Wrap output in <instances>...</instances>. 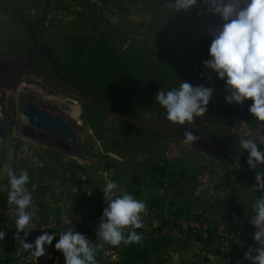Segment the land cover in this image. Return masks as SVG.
Listing matches in <instances>:
<instances>
[{"label":"rangeland","instance_id":"1","mask_svg":"<svg viewBox=\"0 0 264 264\" xmlns=\"http://www.w3.org/2000/svg\"><path fill=\"white\" fill-rule=\"evenodd\" d=\"M164 2L0 0V219L2 212L12 210L7 202L8 170L17 175L27 170L29 183L48 190L46 201L34 200L41 207V217L65 216L75 232L97 242V250H106L110 245L98 241L96 229L107 207L105 180L111 179L146 204L141 214L144 226L136 230L142 240L149 238L153 227H162L171 238L164 257L158 253L149 257L152 264H161L160 259L168 264L193 260L196 264H249L244 254L256 245V229L245 222L253 214L258 194L252 188L255 171L237 167L236 161L243 152L240 139L246 137L247 125L235 105L226 102L229 93L224 82L214 74L209 80V70L202 63L209 58L208 29L222 22L205 12L198 16L194 10L167 16ZM166 29L171 36L162 46L161 32ZM103 37L120 54L164 58L173 65L175 79L159 90L144 89L126 97L60 74V65L80 41L90 46ZM180 81L214 89L208 109L218 112L216 123L180 126L166 120L155 95L178 87ZM28 100L51 106L69 118L78 131L79 155L28 126L21 112ZM185 132L198 137L191 146L183 143ZM206 175L219 177L211 201L200 185ZM114 192L123 194L119 189ZM230 198L235 203H229ZM229 206L235 209L231 214L226 210ZM193 208H203L219 237L215 244L208 240L200 255H195L198 240L187 226ZM220 208L225 212L217 213ZM14 236L9 231L0 241V254L15 252ZM119 251L106 250V259L118 261Z\"/></svg>","mask_w":264,"mask_h":264},{"label":"clouds","instance_id":"2","mask_svg":"<svg viewBox=\"0 0 264 264\" xmlns=\"http://www.w3.org/2000/svg\"><path fill=\"white\" fill-rule=\"evenodd\" d=\"M204 5L205 13L219 18L222 22L208 29L211 43L207 60L203 66L223 81L229 93L225 100L229 105H243L251 101L249 113L257 122H264V0H165L164 8L167 16L187 14L192 9ZM205 13L198 12L197 15ZM212 87L193 85L180 81L178 87L165 91L162 89L155 95V103L165 110V118L173 125H191L196 118L203 117L213 97ZM184 144L189 146L198 139L191 132H185ZM264 137L259 140L242 137L240 147L247 153L246 163L255 171V192L264 193ZM239 165H237L238 167ZM7 167V165H5ZM9 191L7 202L16 208L15 229L17 237L24 232L33 221L32 192L26 187L30 182L27 170L17 175L8 170ZM33 188L35 185L33 184ZM119 189L123 194L116 195ZM104 200L107 207L103 210L96 235L99 242L110 246L131 245L141 242V235L136 231L143 228L141 214L147 208L143 201L124 191L111 179H106L103 187ZM253 214L248 222L256 229L253 241L256 247H249L244 259L250 264H264V195L256 196L252 204ZM125 230L127 235H125ZM5 231L0 230V241L5 239ZM44 232L34 243L20 241L25 251H30L36 258L45 255V246H53L62 254L64 264H97V247L80 232L71 227L58 234Z\"/></svg>","mask_w":264,"mask_h":264},{"label":"trees","instance_id":"3","mask_svg":"<svg viewBox=\"0 0 264 264\" xmlns=\"http://www.w3.org/2000/svg\"><path fill=\"white\" fill-rule=\"evenodd\" d=\"M198 12L200 11H195ZM108 44L109 40L104 37L95 40L90 46H87L85 41H80L60 65L62 68L60 74L85 81L89 86L96 87L109 95L123 92L126 97L144 89L159 90L175 79L176 71L173 65L164 58L155 57L150 60L145 57L140 58L135 53L120 54L114 46L109 47ZM250 104L251 101H246L243 105H234L238 117L243 119L247 128L256 131L263 122L253 119L248 111ZM216 236L215 229L208 244H212ZM169 243L167 237H157L149 240L141 239L140 243L131 245L107 246L106 250L109 251L120 249L119 261L109 262L106 259V250L99 249L96 255L97 264H152L149 257L160 252ZM62 258L58 264H64ZM162 261L163 259H160L161 264H165ZM13 263L10 256L0 254V264Z\"/></svg>","mask_w":264,"mask_h":264},{"label":"built area","instance_id":"4","mask_svg":"<svg viewBox=\"0 0 264 264\" xmlns=\"http://www.w3.org/2000/svg\"><path fill=\"white\" fill-rule=\"evenodd\" d=\"M205 7L206 6L200 5L198 3V6L192 10L205 12ZM246 132L247 138L259 140L260 138L264 137V123L260 125L258 130L251 131L250 129L246 128ZM261 150L264 151L263 146H261ZM228 159L232 160L233 158L232 156H229ZM246 160V152L239 154L236 159L240 167L250 169L246 163ZM217 179H219L217 175H214V177L211 175H206L201 178V189L207 194L208 201L213 200L215 194L217 193ZM11 208L12 210L9 212H2L0 219V230L5 231V234L11 231L15 235L11 240V242L15 245V252H12L10 255L11 259L16 263L21 264H58L62 254L55 251V240L53 241V246H45V255L39 258H36L30 251L23 250L20 241L24 240L26 242L34 243L36 238L44 232L55 234L56 238L58 239V234L65 227L71 226L69 219L65 218L63 215L60 218H50L48 220L43 219L41 217V207L38 205V203H35L33 199L32 205L29 208V211L33 213V221L29 227L26 228L24 232H21L17 237L15 229L16 208L14 205H11L9 209ZM191 214L192 217L190 218V221H188L187 226L189 232L198 240L196 245L198 248H196L197 252H195V255H200V249H203L204 244L210 239L212 233L214 232V225L205 219L203 215V208H193L191 209Z\"/></svg>","mask_w":264,"mask_h":264},{"label":"water","instance_id":"5","mask_svg":"<svg viewBox=\"0 0 264 264\" xmlns=\"http://www.w3.org/2000/svg\"><path fill=\"white\" fill-rule=\"evenodd\" d=\"M169 33L163 31L161 33V45L165 46ZM21 112L26 119L28 126L37 131L43 132L51 139L57 140L61 145L70 147L72 153L79 155L81 152L76 147L78 139V131L73 126L68 117H64L54 108L48 105H42L34 100H28L21 105ZM219 120V114L214 109H208L203 117L197 118V122L204 124L216 123ZM133 184H139V177L133 178ZM33 199H41L46 196V189L30 186ZM157 203L152 205V209H157ZM69 227H65L62 231L66 232Z\"/></svg>","mask_w":264,"mask_h":264},{"label":"crops","instance_id":"6","mask_svg":"<svg viewBox=\"0 0 264 264\" xmlns=\"http://www.w3.org/2000/svg\"><path fill=\"white\" fill-rule=\"evenodd\" d=\"M169 23H172V22H169ZM166 31L169 33V36H168V38L171 36V33H170V31L168 30V29H166ZM162 33V32H161ZM34 183H29V184H27L26 185V187L29 189V191L31 192V190H30V186L31 185H33ZM35 185V187H40V188H43V187H41L40 185H38V184H34ZM46 189V188H45ZM197 192V191H196ZM249 192H251V191H249ZM179 194H180V192H179ZM255 194H258V197L259 196H261V195H264V193H261V192H256ZM46 197H48V190L46 189V196L45 197H43V198H41V199H35V200H37V202L39 203L40 201H46ZM229 203H232V202H234L235 203V201H234V199H229V201H228ZM153 204V203H152ZM151 209H152V207H151ZM226 210L228 211V213H230L231 214V212L232 211H234L235 209H233L231 206H229V207H226ZM215 211V210H214ZM218 212H225V210H223L222 208H220V210L219 211H217V213ZM90 221H93V220H95V217H90V219H89ZM245 223H247L248 224V226H249V222H248V220L245 222ZM72 228V230L75 232L76 231V228L73 226V227H71ZM157 228V229H156ZM127 231L128 230H125V235H127ZM164 232V229H162V227H153V231H152V233L150 234V236H149V238L148 239H151V238H157V237H167L170 241H171V238H170V236L169 235H167V234H164L163 233ZM218 233V232H217ZM219 237L218 236H216L215 237V240H214V244H215V242H216V240L218 239ZM147 239V240H148ZM97 243V242H96ZM96 243H94V245L96 244ZM168 246V245H167ZM167 246L164 248V249H162L160 252H157L161 257L163 256L162 255V253L166 250V248H167ZM257 245H253V247H256ZM248 249L249 248H247L246 250L248 251ZM116 250V249H115ZM114 250V251H115ZM118 250H120L119 248H118ZM157 254V255H158ZM233 255H235V253H232ZM184 254H180V256L179 257H181V256H183ZM232 255V256H233ZM164 257V256H163ZM233 257H235V256H233ZM118 261H119V259H118ZM248 263L250 264V262L248 261ZM13 264H17L16 262H14ZM165 264H168V262L167 263H165ZM190 264H196V261L195 260H193V261H191L190 262Z\"/></svg>","mask_w":264,"mask_h":264},{"label":"flooded vegetation","instance_id":"7","mask_svg":"<svg viewBox=\"0 0 264 264\" xmlns=\"http://www.w3.org/2000/svg\"><path fill=\"white\" fill-rule=\"evenodd\" d=\"M193 123H195V124H197V125H199V124H204V123H202V122H197V118L194 120V122ZM192 123V124H193ZM209 124H213V123H209ZM207 125V124H206Z\"/></svg>","mask_w":264,"mask_h":264}]
</instances>
